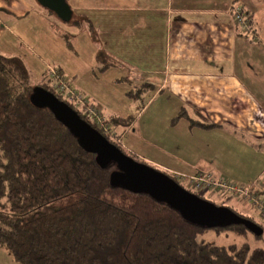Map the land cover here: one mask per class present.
<instances>
[{
  "label": "crops",
  "instance_id": "crops-1",
  "mask_svg": "<svg viewBox=\"0 0 264 264\" xmlns=\"http://www.w3.org/2000/svg\"><path fill=\"white\" fill-rule=\"evenodd\" d=\"M254 1L67 0L94 28L84 22L66 29L36 0H0V52L20 56L36 78L61 71L92 105L106 107L105 121L132 118L115 129L120 137L140 134L132 115L140 93L108 90L154 91L136 110L164 121L165 148L152 147L165 163L156 166L248 186L263 200L264 0ZM235 5L252 16L253 37L236 30ZM122 103L127 113L115 112ZM256 211L252 218L264 222Z\"/></svg>",
  "mask_w": 264,
  "mask_h": 264
},
{
  "label": "trees",
  "instance_id": "trees-1",
  "mask_svg": "<svg viewBox=\"0 0 264 264\" xmlns=\"http://www.w3.org/2000/svg\"><path fill=\"white\" fill-rule=\"evenodd\" d=\"M234 7L247 24L246 29L238 26L233 9L239 35H254L252 16ZM61 22L80 28L87 22L94 28L86 17ZM34 78L24 59L0 52V248L16 264H264V247L199 239L209 230L243 236L250 233L244 226L201 227L149 195L113 186L117 166H99L96 155L85 151L50 110L35 107L31 96L38 87L55 94L129 157L112 137L132 118L104 119L111 134L106 133L55 92L49 70L38 84ZM147 90L129 95L141 97Z\"/></svg>",
  "mask_w": 264,
  "mask_h": 264
},
{
  "label": "water",
  "instance_id": "water-1",
  "mask_svg": "<svg viewBox=\"0 0 264 264\" xmlns=\"http://www.w3.org/2000/svg\"><path fill=\"white\" fill-rule=\"evenodd\" d=\"M43 8L54 13L60 20L69 22L73 11L66 0H36ZM32 104L50 110L74 135L81 147L96 155L102 168L111 164L118 171L111 174L110 182L133 193L146 194L178 211L189 222L206 228H226L242 225L256 236H262L263 228L241 217L229 208L198 197L178 184L170 176L138 162L124 154L98 130L83 120L67 103L43 88H36L31 96Z\"/></svg>",
  "mask_w": 264,
  "mask_h": 264
},
{
  "label": "rangeland",
  "instance_id": "rangeland-1",
  "mask_svg": "<svg viewBox=\"0 0 264 264\" xmlns=\"http://www.w3.org/2000/svg\"><path fill=\"white\" fill-rule=\"evenodd\" d=\"M67 1V0H66ZM256 0L253 2L255 4ZM237 7V5H235ZM238 10V9H236ZM73 11V10H72ZM54 15V14H53ZM77 18V19H76ZM82 20L83 17L81 16H76L75 12L73 11V20ZM68 26L67 24H64V28H69L65 27ZM63 27V26H62ZM251 27V25H250ZM251 32V31H249ZM68 79V78H67ZM40 82V78H34V83L38 84ZM125 90H121L120 88L118 90L114 89H109L108 92L110 93H119L126 91H132V92H137L138 89L133 88L131 86L125 87ZM154 91L152 90H147L143 93V95L140 97L139 103L143 104L144 101L146 100V97L149 95H152ZM91 103V102H90ZM138 102H135L134 105H132V115L133 117L137 120V128L140 130V134L137 137L136 133H134L132 130L127 131L125 133L124 130L122 129L119 133H123L122 136L118 137L117 133H115V130L113 133L116 136L111 135V137L115 140H117L124 150L131 156L136 158L137 161L144 163L153 169L163 172L166 175H170L173 177V179L180 184L183 188L188 190L191 193L192 190L187 186V182L182 179V176L185 174L182 173H175L171 171H167L163 168H159L158 166H161L165 163V156L164 153H160L157 151V148L153 149L154 147L153 144L159 143L160 148H165L163 145L164 141V135L165 134V126H164V121L157 120V114L154 116L155 120L153 119V115L151 110L147 111L145 115L139 116L138 117V112L136 110L137 106L140 105ZM157 108L159 109V105L155 104ZM162 105V104H161ZM160 105V106H161ZM96 108L100 110L101 113H105V106L101 105H94ZM99 106V107H98ZM128 105L125 104H118V105H113V109L115 112H118V110H124L125 113H127ZM164 107V105H163ZM135 108V109H134ZM159 112V111H158ZM159 117V113H158ZM104 119V118H103ZM109 134L110 129L108 130ZM119 138V140H118ZM115 140V141H116ZM122 142V143H121ZM140 156H143L140 158ZM145 157V158H144ZM162 167V166H161ZM187 177H191L188 175H185ZM240 183H242L243 180H238ZM244 183V182H243ZM245 185V184H243ZM240 186V185H237ZM240 187H245V189H248V186H240ZM198 194H201L204 196L205 200L215 204L216 206H221V207H226L231 210H234L237 214L243 216V217H249L252 218V208L256 211V208L253 205L248 204V197L247 196H237L235 192L233 193H226L224 192H216L213 190H200V191H195ZM252 194V192H251ZM225 195V196H224ZM254 195V194H252ZM260 199V198H259ZM262 200V199H260ZM264 202V199L262 200ZM261 202V201H260ZM257 212V211H256ZM255 221L259 222L263 226V234L261 237H256L253 233H245L243 236L237 235L235 232L228 231V230H221V231H214V230H209L208 232L202 233L199 236L200 241H204L207 243H214L215 245L218 246H229V245H237L241 246L244 244H248L252 249L256 248H262L264 247V222L258 221L257 218H253ZM0 264H16L9 255L3 251L0 248Z\"/></svg>",
  "mask_w": 264,
  "mask_h": 264
},
{
  "label": "built area",
  "instance_id": "built-area-1",
  "mask_svg": "<svg viewBox=\"0 0 264 264\" xmlns=\"http://www.w3.org/2000/svg\"><path fill=\"white\" fill-rule=\"evenodd\" d=\"M237 13V24L238 26L246 29V21L238 15L239 11L235 9ZM50 78L53 80V88L55 92L60 95L64 100L68 101L71 104L85 113L86 116L90 118L95 124L100 126L107 133L109 128L104 127V119L98 108L92 105L89 100L85 99L71 84V82L63 77L58 70L50 69L49 70ZM182 179L187 182V186L193 191L200 190H213L218 193H233L235 192L237 196H247L248 203L253 205L258 214L264 219V202L260 200L257 196L252 195L250 190L245 189V187H240L235 184H230L226 182H216L212 181L204 175L196 176H182ZM261 201V202H260Z\"/></svg>",
  "mask_w": 264,
  "mask_h": 264
}]
</instances>
